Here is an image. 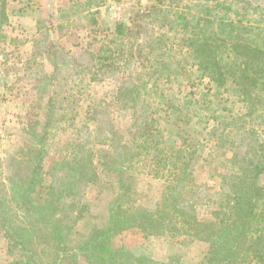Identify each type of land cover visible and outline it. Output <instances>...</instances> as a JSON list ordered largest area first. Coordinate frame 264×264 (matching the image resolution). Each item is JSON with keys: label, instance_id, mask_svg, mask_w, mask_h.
<instances>
[{"label": "rangeland", "instance_id": "1", "mask_svg": "<svg viewBox=\"0 0 264 264\" xmlns=\"http://www.w3.org/2000/svg\"><path fill=\"white\" fill-rule=\"evenodd\" d=\"M154 4L156 0H7L9 23L3 30L8 37L0 45V200L10 210L6 222L32 226L27 208L11 200L29 171L34 148L40 147L37 137L44 133L41 181L33 195L54 200V217L66 235V244L59 245L40 224L34 225L31 246L44 264H104L93 263L77 247L96 230L110 226L111 208L123 192L122 179L128 188L119 213L154 208L163 200L179 153L191 156L194 167L184 200L196 198L200 219L211 220L214 202L223 198L224 177L241 173L243 157L264 142V101L252 112L231 85L220 87L201 76L185 52L177 51L179 37L172 39L177 48L166 57L181 61L172 78L154 85L142 64L132 61L129 67L109 69L100 81L91 79L92 52L114 36L118 23L133 24L140 17L144 42L151 30L163 32L156 29L153 17H142ZM49 47L59 50L61 63L66 61L56 75ZM126 71L135 79L142 73L137 92L156 118L161 131L157 141L163 140L139 158L133 156L141 127L138 111L115 101ZM177 107L183 114H177ZM46 123L50 126L44 128ZM160 160L167 164L158 167ZM257 184L264 193V175ZM170 235L124 229L112 238V246L119 254L127 255L125 250L134 255H120L121 264H173L172 255L179 258L176 264L206 263V242ZM16 256L0 227V264Z\"/></svg>", "mask_w": 264, "mask_h": 264}, {"label": "trees", "instance_id": "2", "mask_svg": "<svg viewBox=\"0 0 264 264\" xmlns=\"http://www.w3.org/2000/svg\"><path fill=\"white\" fill-rule=\"evenodd\" d=\"M156 1L150 14L142 17H153L158 22L156 29L163 32L151 30L144 37V42L140 40L145 35L140 17L133 24L118 23L114 36L101 42L97 50L92 52L95 63L89 69L91 79L100 81L109 69L119 70L124 64L129 67L132 61L142 64V69L153 79L154 85L162 79L172 78L173 71L177 70L181 61H167L166 57L177 48L172 39L179 37L177 51L185 52L198 73L220 87L231 85L253 112V106L264 101V0H187L182 4L175 2L170 5L163 4V0ZM8 23L7 0H0V45L8 37L3 30ZM52 48L47 49L54 56L53 73L56 75L61 64L66 61L61 63L57 56L59 50ZM136 49H139L137 53ZM126 73L125 82L115 96V101L123 103L120 105L125 108L135 107L138 111L141 127L140 133L134 138L133 156L139 158L143 151L155 149L163 140L157 141L161 131L156 126V118L153 112L149 113V106L143 107L147 101H143L142 95L137 92V81L142 78V73H138V79L134 78L132 72ZM131 80L133 84L129 86ZM176 111L178 115L183 114V109L179 107ZM51 114L52 110L49 118ZM46 126L49 127L50 123H46L44 128ZM37 145L40 147L34 148L35 152L29 160V171L20 178L11 200L15 205L27 208L34 218L32 226L6 222L10 210L0 200V227L5 229L9 238L10 253L18 257L8 264H44L31 246L35 239V230L32 228L36 224L51 233L59 245L66 244V235L54 217V200L48 196L37 200L33 195L41 181L44 133L37 137ZM186 155L179 153L174 156L177 161L169 176L171 181L166 186L163 200L154 208L139 206L131 215L119 213L123 211L120 202L124 201L128 188L123 178V192L115 204L116 208H111L110 226L96 230L77 249L93 263L121 264L120 255L130 258L134 255L125 250L127 255L119 254L121 252L112 246V238L124 229L137 228L147 236L170 233L172 237L186 235L206 242L209 251L205 264H264V193L257 184V180L264 175V142L259 141L257 150L243 157L245 169L241 173L228 174V179L227 175L224 177L223 198L214 202L211 220L200 219L196 198L184 200L193 182L194 169L191 164L193 158ZM158 163V167L167 164L161 160ZM207 205L211 206L210 203ZM117 209L118 213L115 212ZM171 258L175 260L173 264L179 260L174 255Z\"/></svg>", "mask_w": 264, "mask_h": 264}]
</instances>
